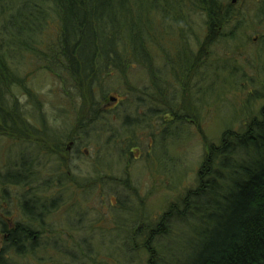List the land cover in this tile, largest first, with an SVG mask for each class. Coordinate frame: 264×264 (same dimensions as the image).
Listing matches in <instances>:
<instances>
[{
	"label": "trees",
	"instance_id": "1",
	"mask_svg": "<svg viewBox=\"0 0 264 264\" xmlns=\"http://www.w3.org/2000/svg\"><path fill=\"white\" fill-rule=\"evenodd\" d=\"M198 1L0 0V138H15L18 144L34 142L39 146L38 154H44V157L57 155L65 164L66 141H74L75 147L82 148L104 139L111 130L116 136L123 134L118 133L121 128L127 130L125 138H121L123 146H117V141L114 145L109 144L101 150L103 159L93 163L101 170L97 179L87 178L76 184L70 172L57 166L58 176L51 175L57 178L55 187L41 189L34 186L31 198L19 202L21 216L12 228L3 220L6 213L2 214L4 218L0 214V236H4L0 264H22L21 261H28L37 253L46 255L51 251H56L59 256L55 258L62 257L66 264H85L87 261L83 258L93 261L90 246L83 247L88 242L84 239L89 238L88 235L78 243L73 236L84 227L76 222L73 228L72 225L69 227V236L60 235L61 240L65 239L64 242H70L72 246V251L65 254L49 242L42 241L52 235L45 219L52 212L56 214L64 209L62 213L66 216L62 214V217L67 224L72 206L65 204L58 209L62 195L89 196L86 189L93 190L97 185L103 194L109 180L113 191H120L114 199L115 204H109L111 220L115 223V230H122L125 236L122 242H109L106 246L111 264L135 263L133 256L139 252L145 255L147 264H181L182 260L184 264H264L263 108L261 119L252 118L243 134L227 130L221 135L219 144L207 146L208 154L197 173L196 187L187 190L177 203L168 205L159 217L147 214L142 202L138 207L132 199L130 201V197L138 200L139 195L134 190V194L130 192L132 195L128 196L126 179L119 184L116 178L105 174L117 169L119 161L115 154H118V159L128 158L138 146L129 143L128 138L127 127L135 124L129 125L126 119L121 118L122 112L101 109L104 99L117 101L115 105L119 110L124 105L119 98H106L104 86L113 73L123 74L124 71L138 69L139 78L146 85L141 92L135 87L133 90L147 93V105L155 106L157 103L162 106L165 114L160 115L155 128L160 127L159 133L168 142L175 138L173 131L185 133L187 125H196L199 130V122L191 120L199 114V105L208 108L201 96L202 90L208 86V70L217 63L224 71V65L218 60L213 65L197 68V59L184 56L178 44H167L172 25L181 22L185 15L193 14ZM152 15L160 18L154 28ZM228 21L229 18L223 17L214 26L215 22L210 25L208 18L207 25L211 29L223 28L224 32L231 26ZM51 25L55 26V37L43 44L41 37L46 27ZM223 32L218 37L208 35L207 45L215 46L217 43L222 46L232 40L230 34ZM159 43L167 48H161ZM26 57L35 59L40 68L52 73L73 92L69 108L73 121L69 133L66 128L61 132L57 127L59 116H55L57 119L49 126L41 115L37 114V119L25 110L30 100L27 105H21L18 98L12 99L15 86L22 89L23 97L31 96V91L25 89L26 75L18 70L23 68ZM148 58L163 66V77L160 76L159 80L154 78L156 69L146 66L144 59L149 64ZM147 72L148 83L143 77V74L148 75ZM199 79L200 83L197 82ZM124 108L122 110L132 111L134 115L136 101L127 102ZM174 125L178 130H170ZM14 156L9 158L10 163L7 162L11 171L0 177L1 198L7 187H26L37 181L36 175L40 176L42 171L41 165L40 171H29L31 164L28 161L30 166H25L28 163L24 161L26 154ZM32 156L30 161L35 159ZM151 163L152 160L148 164ZM42 198L46 199L43 203L36 200ZM129 219L135 220L134 225L127 224ZM172 251H178V254L172 256ZM188 255L190 257L185 261Z\"/></svg>",
	"mask_w": 264,
	"mask_h": 264
},
{
	"label": "rangeland",
	"instance_id": "2",
	"mask_svg": "<svg viewBox=\"0 0 264 264\" xmlns=\"http://www.w3.org/2000/svg\"><path fill=\"white\" fill-rule=\"evenodd\" d=\"M251 17L252 15H248L245 17L246 20L244 19L246 21L242 28V35L245 34L244 37H253V33L258 31L257 29H264V21L259 16L253 19ZM152 18V27H157L160 18H155L153 15ZM191 27H198L197 21L191 23ZM54 28L53 25L46 27L41 37L43 44L53 40L55 37ZM195 37L197 35L192 36V38ZM151 38L150 35L149 42H151ZM154 41L152 39V42ZM36 42L37 45H41L38 41ZM214 44L215 46L208 47L210 55H212L209 59L211 60L210 63L220 60L219 62L223 63L225 70L221 71L222 66L217 63L208 70L209 78L206 81L208 86L201 93L202 100L208 104V108H202L199 105V114L196 115V119L191 120L199 122V130L197 131L198 126L196 125H187L185 133L179 131L177 134L173 131L175 138L172 141L170 139L168 142V140L162 138L161 133H159L160 127L159 129L155 128L160 115L165 114L164 110L161 109L162 106L157 105V103L155 106L147 105L148 102L145 99L147 93L145 91L137 93L133 90L135 87L141 92V89L146 85L142 81L143 79L139 78L138 69L135 68L133 72L124 71L123 74L121 72L113 73L112 77L105 83L106 98H119L124 105L119 110L116 106L114 107L115 103L112 102V99H109L111 102L104 99L101 109H104L107 104L106 100L110 103V108L114 107L113 112H122L121 118L126 119L129 125L135 124L127 127L129 129L128 138L130 139L129 143L138 145L137 149L133 151V155L128 158L123 156L122 159H118V154H115L116 160L119 161L117 169L115 172L107 171L105 174L108 173L109 176L116 178L119 184H123V180L126 179L129 190L128 196L134 194V190L139 195L138 200L130 197V201L132 199L133 204L138 207L139 202H142L143 209L153 218L161 216L168 205L177 203L187 190L196 187L197 173L208 154L207 146L219 144L221 135L225 131L230 130L243 134L245 126L252 118L261 119V109H264V50H258L257 53L246 46L248 42L244 44L242 40L235 41V44H224L218 47L216 43ZM159 45L163 49L167 48L162 46L161 43ZM258 54L260 56L259 61L256 59ZM24 59L26 61L22 63L24 64L23 68L18 70L24 71L26 75L25 89L31 91V96L23 97L22 89L15 86L12 88V99L18 98L21 105H27L30 100V105H27L25 110L35 115L34 118L37 119L39 118L36 117L37 114L41 115L49 126L54 124L57 119L55 116H59V120L56 121L57 127L61 132L66 128L65 131L69 133L71 120L73 121L69 111L72 101L70 98L74 96L73 92L59 82L52 73L47 72L45 68H40L35 59L31 58L29 60L28 57ZM144 61L149 69L156 65L160 66L159 63L156 64L150 58H148L149 64L145 59ZM216 68H218L217 72H215ZM143 77H146L144 80L148 83L149 73L148 75L143 74ZM209 86L211 88H208ZM131 100L136 101L137 110L134 115L131 113L132 111L122 110L125 109L124 106L127 105V102ZM171 129H177V127L174 125L170 127ZM118 131V133L123 134L116 136L111 130V133L105 135L104 139L102 138L96 143L92 142L90 145L86 144L82 148L73 147L70 152L66 150L70 141H66L64 145L67 152L64 154L66 160L65 164L61 163L62 165L58 163L57 155L52 154L54 157L45 155L44 157V154H38L39 146L34 142H28L25 146L19 145L18 147L7 138H0V177L5 175L6 167L11 162L9 158L14 154H26L27 159L24 161H29L31 167L37 169V171L40 165L42 166L40 176L36 175L37 181L26 187H7L5 194L1 193L0 214L6 213V218L19 220L21 216L19 202L24 198H31V195L34 194V186L41 189L49 186L51 188L55 187L54 184H56L57 178H52L51 175L57 173L55 171L57 166H61L64 171L70 172L71 176L75 177L76 184L87 178L97 179V176L101 174V170L95 168L93 163L103 159L102 154L104 152H101V150L109 144L114 145L116 141L117 146H123L121 145L123 141L121 138H125L124 133L127 130L121 128ZM155 154L158 157L157 160H155ZM32 155H34V161H30ZM151 160L152 163L149 165L148 163ZM29 162L25 164L26 167L30 166ZM99 188L100 185H97L93 190L86 189L89 196L81 194L79 196L62 195L63 200L60 202L61 207H58V209L60 210L65 204L68 207L72 206V213L69 214L70 219L67 224L63 221L62 212L64 209L56 214L52 212L51 216L45 219L46 225L50 226L51 238L42 241L49 242L50 245L56 246L65 254L70 253L72 251L70 242L65 243V239L61 240L60 235L69 236L67 234L69 227L72 225L73 228V225L78 222L84 229L73 235L75 242L78 243L87 234L89 238L84 239H88V242L83 247L86 249L90 246L91 258L93 259L91 261L83 258V261H87L85 264H111V260L108 259L110 254L108 255L109 251L106 246H109V242L120 243L125 237L122 230H115V223L111 220L109 208V204H115L116 194H119L120 191H113L110 180L106 184L103 194L99 191ZM57 192H59V189H57ZM36 200L43 203L46 199ZM63 215L66 216L65 213ZM134 221L129 219L127 224L134 225ZM82 231H87V233H82ZM127 231H129L128 228ZM2 243L3 237L0 236V247ZM76 250L75 248V252ZM179 253L183 255L182 251H179ZM175 254H178V251L171 252L172 256ZM55 256H59L56 251L47 252L46 255L37 253L30 260L21 261V263L66 264L62 257L56 259ZM133 257L136 258V261L132 264H147L144 254L139 252ZM189 257L190 255L186 256L184 260L186 261ZM181 264H184L183 260Z\"/></svg>",
	"mask_w": 264,
	"mask_h": 264
},
{
	"label": "flooded vegetation",
	"instance_id": "3",
	"mask_svg": "<svg viewBox=\"0 0 264 264\" xmlns=\"http://www.w3.org/2000/svg\"><path fill=\"white\" fill-rule=\"evenodd\" d=\"M198 3L199 5L197 7V10L193 12V14L185 15V17L181 22L173 24L171 35L169 34L170 37L169 43H173V45L178 44L184 51L183 54L184 56L193 57L194 59H197V66H198L197 68H200L202 66H204L205 68L208 64L213 65L214 62L210 63L211 60H209L210 56L212 55H210V51L208 50V47L214 45L213 44L210 46L207 45V40H208L207 36L212 35L213 37H218V36H222V32H223V28L211 29V27H208L207 25L208 18L210 20V25H212L215 22L214 26H216V23L219 22V19H223V17L229 18L228 25L231 26L226 27V29H224L223 32V33H228L232 36V40H229L227 44L230 43L235 44V41L242 40L244 44L248 42L246 46H248L249 49L256 51L257 53L258 50L259 51L264 50V29H257L258 31L253 33L254 34L253 37H244L245 34L242 35L243 33L242 28L246 22L244 21V19L248 15L250 16L252 15L251 19L259 16V18L264 21V0H199ZM192 21L193 22L197 21L198 27L192 28L191 27ZM162 30L164 31V29ZM196 35L197 37L192 38V36L194 37ZM238 38L240 39L238 40ZM216 45L217 47L220 46L217 43ZM259 58L260 56L258 54V56H256V59L258 60ZM162 68L163 66H159V65L154 66V69H156V71L154 72L156 73V76L154 78H157L159 80L160 76L163 77ZM203 73H205V71ZM197 82L200 83L201 79H199ZM109 102L104 106V109L113 110L114 107L116 106L115 104L117 101H113V103H115L113 108H110ZM107 106L109 107L107 108ZM14 139L12 138V140L11 139L9 140L14 145H18V147L19 145L25 146V144L28 143L25 142L24 144L21 143L18 144L19 141ZM73 147H75V142L70 141L69 146H67L66 150L70 152ZM17 155L18 154H15L14 157H16ZM58 161H59L58 163L61 164V161L59 159ZM13 162H17V160H14ZM8 169L9 167L7 166L6 173L11 171L10 169L9 170ZM29 171L33 173L38 172L37 169H34L33 167H30ZM52 175L57 176V173ZM29 199L30 198H28L27 201ZM1 216L2 218H4L2 214ZM3 220L8 223V226H10V228H12L14 223L18 221L8 218H5ZM1 237H3L4 240V236Z\"/></svg>",
	"mask_w": 264,
	"mask_h": 264
}]
</instances>
